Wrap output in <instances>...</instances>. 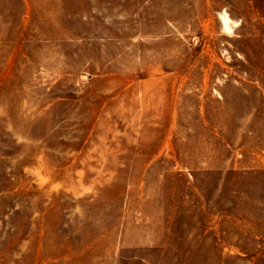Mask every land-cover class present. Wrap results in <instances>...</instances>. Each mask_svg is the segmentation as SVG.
<instances>
[{
	"label": "rangeland",
	"instance_id": "obj_1",
	"mask_svg": "<svg viewBox=\"0 0 264 264\" xmlns=\"http://www.w3.org/2000/svg\"><path fill=\"white\" fill-rule=\"evenodd\" d=\"M0 264H264V0H0Z\"/></svg>",
	"mask_w": 264,
	"mask_h": 264
},
{
	"label": "bare ground",
	"instance_id": "obj_2",
	"mask_svg": "<svg viewBox=\"0 0 264 264\" xmlns=\"http://www.w3.org/2000/svg\"><path fill=\"white\" fill-rule=\"evenodd\" d=\"M222 14H223V13H222ZM224 15H225V14H224ZM224 21H225V22H228L227 17H224Z\"/></svg>",
	"mask_w": 264,
	"mask_h": 264
}]
</instances>
